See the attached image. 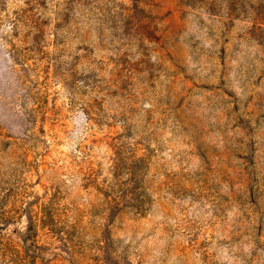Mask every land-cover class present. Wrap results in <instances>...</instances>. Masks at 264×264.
<instances>
[{
	"label": "rangeland",
	"instance_id": "1",
	"mask_svg": "<svg viewBox=\"0 0 264 264\" xmlns=\"http://www.w3.org/2000/svg\"><path fill=\"white\" fill-rule=\"evenodd\" d=\"M0 264H264V0H0Z\"/></svg>",
	"mask_w": 264,
	"mask_h": 264
},
{
	"label": "trees",
	"instance_id": "2",
	"mask_svg": "<svg viewBox=\"0 0 264 264\" xmlns=\"http://www.w3.org/2000/svg\"><path fill=\"white\" fill-rule=\"evenodd\" d=\"M32 228V224H31V227H30V229Z\"/></svg>",
	"mask_w": 264,
	"mask_h": 264
}]
</instances>
